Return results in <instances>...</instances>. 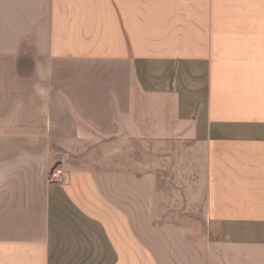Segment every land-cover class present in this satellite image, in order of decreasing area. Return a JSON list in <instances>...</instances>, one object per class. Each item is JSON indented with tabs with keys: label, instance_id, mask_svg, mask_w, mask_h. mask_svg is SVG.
Instances as JSON below:
<instances>
[{
	"label": "crops",
	"instance_id": "obj_1",
	"mask_svg": "<svg viewBox=\"0 0 264 264\" xmlns=\"http://www.w3.org/2000/svg\"><path fill=\"white\" fill-rule=\"evenodd\" d=\"M0 264H264V0H0Z\"/></svg>",
	"mask_w": 264,
	"mask_h": 264
},
{
	"label": "rangeland",
	"instance_id": "obj_2",
	"mask_svg": "<svg viewBox=\"0 0 264 264\" xmlns=\"http://www.w3.org/2000/svg\"><path fill=\"white\" fill-rule=\"evenodd\" d=\"M194 148H192L193 150ZM191 158L198 156L197 148L194 149ZM192 164L191 170H196L193 178L185 182L176 181V186L171 188L173 196L168 193L166 198L168 204L164 208L163 215L169 222H183L189 224L196 233L202 230V233L207 231L208 225L205 219L204 198L202 196V188L199 183V167L197 162ZM187 176V173H178L179 176ZM191 177V176H190ZM183 185V186H182ZM193 232L194 235H197Z\"/></svg>",
	"mask_w": 264,
	"mask_h": 264
},
{
	"label": "clouds",
	"instance_id": "obj_3",
	"mask_svg": "<svg viewBox=\"0 0 264 264\" xmlns=\"http://www.w3.org/2000/svg\"><path fill=\"white\" fill-rule=\"evenodd\" d=\"M44 77L39 76L38 80L33 84V90L38 96H45L47 94L46 89L44 88L41 81H43Z\"/></svg>",
	"mask_w": 264,
	"mask_h": 264
},
{
	"label": "built area",
	"instance_id": "obj_4",
	"mask_svg": "<svg viewBox=\"0 0 264 264\" xmlns=\"http://www.w3.org/2000/svg\"><path fill=\"white\" fill-rule=\"evenodd\" d=\"M62 173V169H55L53 172H52V178L53 179H57V177Z\"/></svg>",
	"mask_w": 264,
	"mask_h": 264
}]
</instances>
